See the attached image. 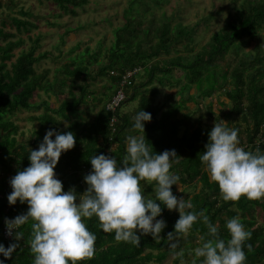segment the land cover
Returning <instances> with one entry per match:
<instances>
[{"label": "trees", "instance_id": "16d2710c", "mask_svg": "<svg viewBox=\"0 0 264 264\" xmlns=\"http://www.w3.org/2000/svg\"><path fill=\"white\" fill-rule=\"evenodd\" d=\"M45 1L54 2L64 13L74 16L78 14L77 9L90 4V0ZM142 2L149 3H143L138 9L131 1L130 7L124 11L125 23L114 33V49L105 52L97 73L70 60L56 70L53 80L49 78V70L37 71L36 66L47 55L36 54L39 40L14 60V51L23 46L24 40L14 42V34L6 32L5 28L11 23L18 32L29 34L36 25L24 18L31 14L21 11L24 18L1 21L0 174L3 180L0 182V243L7 247L16 242L15 237L11 241L4 239L5 220L25 213L29 207L19 200L14 205L9 203L7 197L12 187L6 183L18 170L30 164L29 148L37 149L47 130L75 134V146L62 153L55 172L65 191L75 187L82 193L88 187L84 176L92 169L89 158L104 153L115 155L118 161H122L126 154V137L139 132L132 127L133 116L144 109L152 114L151 121L145 122V134L153 152L175 149L178 155V163H173L172 171L178 172L181 179L180 185L172 186L174 194L177 195L179 187L187 194L197 182L200 189L187 197L195 209H205L212 222H218L224 237L228 236L226 220L239 215L252 233L250 240L245 242L246 264H264V225L256 226L258 212L264 215V198L248 199L242 195L238 201H225L218 183L210 180L199 159L208 142V133L214 126L205 122L206 118H214L215 122L227 121L229 127L239 129L241 146L251 151L260 148L264 152V145L257 144L264 125V44L258 43L251 51L244 49L259 36H264V0H247L245 3L233 0L234 13L201 48L196 42L199 26L171 24L172 19L163 11L165 0ZM10 4L14 5L12 0ZM155 8L161 14H157ZM136 68L141 71L124 89L127 99L117 114L118 122L114 124L116 131L113 134L111 121L114 115L106 111V106L120 90L123 75ZM175 71L182 74L177 76ZM102 79L106 85L98 97V91L89 87ZM165 89H180V100L172 102V95L162 93ZM193 89L195 94H191ZM41 94L57 100L65 99L60 106L52 108L49 100H41ZM218 94L229 102V107L226 102L219 103L221 109L228 108V112L218 114L214 106L208 104L205 113L200 112L196 118L195 110L187 106L193 104L198 108L204 98L217 97ZM162 95H165V100L159 102ZM132 104L134 106L130 108ZM42 109L41 114L31 117L38 123V127L32 130L31 140L19 142L20 126L11 118L21 110L38 112ZM62 119L68 125L58 129L62 126ZM154 184V181H141V189L146 195H154ZM160 218L167 222L161 237L154 239L150 234L141 235L139 246L117 241L114 231L109 233L98 227L99 221L95 216L84 218L89 229L96 233L97 240L94 255L78 264H163L180 248L184 249L185 263L192 264L193 259L187 261V254L199 246L200 237L207 233L206 225L198 221L188 234L179 236L183 237V246L167 249L170 243L167 235L175 231L179 212L165 207L161 217H157ZM30 225L31 221L17 229L24 233V238L18 242L19 247L10 259L0 254L5 264H33L29 247ZM248 244H251L250 250ZM173 264H180V259L175 257Z\"/></svg>", "mask_w": 264, "mask_h": 264}, {"label": "clouds", "instance_id": "9594fccd", "mask_svg": "<svg viewBox=\"0 0 264 264\" xmlns=\"http://www.w3.org/2000/svg\"><path fill=\"white\" fill-rule=\"evenodd\" d=\"M151 119L152 114L144 109L133 116L132 127L139 132L126 137L122 161L104 153L89 158L92 169L84 176L88 187L82 193L75 187L65 191L55 172L62 153L75 146V134L47 130L39 147L29 148L30 164L10 179L9 203L14 205L19 200L29 207L25 213L6 218L8 233L14 234L16 242L7 247L0 243V254L9 259L13 256L24 238L17 229L31 221L29 247L33 264H78L94 255L97 240L84 218L95 216L98 227L105 232L114 231L117 241L139 246L141 235L161 237L167 222L157 217L166 207L179 212L175 231L167 235L172 249L179 248L177 237L188 234L198 221L207 227L194 249L192 264H246L244 248L251 231L236 215L226 220L228 236L224 237L218 222L213 223L205 209L197 211L190 198L174 194L172 186L180 185L181 179L178 172L172 171L178 155L175 149L153 152L145 134V122ZM208 136L199 159L210 180L218 183L222 198H264V152L241 146L239 129L229 127L223 119L214 123ZM141 181L155 182L154 195L142 191ZM247 247L250 250L251 244ZM173 254L180 264H185L183 248ZM0 264H5V259H0Z\"/></svg>", "mask_w": 264, "mask_h": 264}, {"label": "rangeland", "instance_id": "374dc122", "mask_svg": "<svg viewBox=\"0 0 264 264\" xmlns=\"http://www.w3.org/2000/svg\"><path fill=\"white\" fill-rule=\"evenodd\" d=\"M14 5L10 4V0H0L2 6H0V28H2V20L8 21V18H24L20 14L21 11L28 12L31 16L24 19L34 23L36 28H32L29 34L25 32H18L16 27H13L9 23L5 30L14 34L13 41L16 42L19 39L24 40L22 47L16 48L15 58L17 59L20 54L30 50V48L39 40V47L37 49V55L47 54L46 57L36 66L39 73L49 70V78L54 79L56 70L61 69V65L70 60L76 61L78 66H87L89 71L97 73L98 67L105 59V52L114 49V33L125 23L124 11L130 7V2L134 8L142 6V0H90V4L83 8L77 9V16L72 14H66L52 1L45 0H12ZM147 1V0H145ZM161 1V0H160ZM162 7L163 11H166L168 16L172 19L171 24L182 23L186 26L193 27L199 26V35L196 38L198 48L206 45L214 32H217L222 28L229 17L234 13L233 0H165ZM245 3L247 0H240ZM140 9V8H138ZM154 9V7H153ZM157 14H161L157 8H155ZM207 22L206 24H204ZM199 24V25H198ZM71 29L73 31H71ZM260 43L264 44V36H259L249 46L244 49L251 51L255 46ZM108 48V49H107ZM164 57V56H162ZM164 58H168L167 56ZM177 76L182 74L181 71H175ZM106 85L105 80H100L95 85H91L89 89L98 91L97 96L100 97L104 92L103 87ZM159 86V85H157ZM150 87V86H149ZM160 87V86H159ZM167 90V91H166ZM180 89H165L163 94H170L174 97V101H179ZM77 92V91H76ZM196 90H191V94H195ZM41 100H49L51 106L57 108L65 98L61 97L59 100L54 97L49 98L48 95L41 94ZM159 102L165 100V95L160 96ZM226 102L229 107V102L218 94L217 97L204 98L201 101V105L197 108L193 104H189L196 118L201 115L200 112L205 113V106L210 104L214 106V109L218 114L228 112V108L220 107V102ZM134 104L131 105L132 108ZM84 108V107H83ZM222 110V111H221ZM40 114L43 112L39 111ZM39 112L21 110L16 116V123L20 126L19 133H24L25 136H29L33 128H37L38 124L31 117L39 115ZM221 112V113H220ZM61 119V118H58ZM14 122V116L11 118ZM214 124L213 119H205V122ZM240 122V121H239ZM35 124V125H34ZM67 121L62 119V126L58 129L67 127ZM34 126V127H33ZM18 133V134H19ZM21 139V138H20ZM115 147V146H113ZM5 175V174H4ZM6 176V175H5ZM3 180L2 174H0V182ZM7 186L10 185L8 181ZM196 184V185H195ZM198 183H194L195 187L189 188L187 194L180 187L177 189V196H183L187 199L189 194L200 189L197 187ZM178 212V210H175ZM264 225V215L261 211L258 212L256 218V226ZM179 245L183 246V237H177ZM170 244V243H169ZM170 248L167 247V249ZM194 257V251L187 254V261L192 260ZM175 256L174 254L168 257L163 264H173ZM185 262V259H184ZM159 264V263H150ZM186 264V263H185Z\"/></svg>", "mask_w": 264, "mask_h": 264}, {"label": "built area", "instance_id": "2783aa9c", "mask_svg": "<svg viewBox=\"0 0 264 264\" xmlns=\"http://www.w3.org/2000/svg\"><path fill=\"white\" fill-rule=\"evenodd\" d=\"M140 69L136 68L132 71H128L127 73H125L123 75V79L120 85V90L118 91V93L111 99V101L107 104L106 106V111L108 113H112L114 115L112 121H111V126H112V130H113V134L116 131V128L114 127L115 123L118 122V112L122 107L123 102L127 99V96L125 94L124 89L132 84V81L136 78V76L140 73ZM257 144H263L264 145V125L261 127L260 130V134H259V138L257 141ZM114 146V145H113ZM85 171V170H84ZM15 232V230H13V233ZM3 237L6 241H11L14 238V234L13 235H9L8 233V229L7 226L5 225L4 230H3Z\"/></svg>", "mask_w": 264, "mask_h": 264}, {"label": "crops", "instance_id": "0c3cea01", "mask_svg": "<svg viewBox=\"0 0 264 264\" xmlns=\"http://www.w3.org/2000/svg\"><path fill=\"white\" fill-rule=\"evenodd\" d=\"M52 108H54L53 106H51ZM128 110V109H127ZM39 111H41V110H38V112ZM42 111H43V109H42ZM39 114H40V112H39ZM14 119H15V124H17L16 123V120H17V116H15L14 117ZM35 123H37V122H35ZM38 124V123H37ZM35 125V124H34ZM34 127V126H33ZM34 129V128H33ZM23 133H19L18 135H17V140L19 141V142H23L24 140H31V137H32V135H33V133H32V131H31V133H30V135L29 136H25V134L24 135H22ZM21 138V139H20ZM33 143V145H35V142H32ZM38 145H36L35 147H37ZM9 188H11V186H8Z\"/></svg>", "mask_w": 264, "mask_h": 264}]
</instances>
